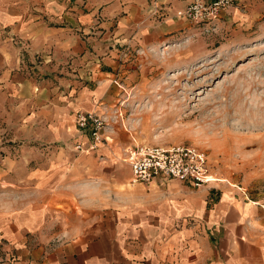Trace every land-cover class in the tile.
<instances>
[{
  "label": "crops",
  "instance_id": "crops-1",
  "mask_svg": "<svg viewBox=\"0 0 264 264\" xmlns=\"http://www.w3.org/2000/svg\"><path fill=\"white\" fill-rule=\"evenodd\" d=\"M187 1L0 0V125L49 147L21 148L41 160L20 171L36 193L0 213L5 264H264V194L133 181L121 156L134 138L119 127L73 147L87 141L75 111L106 110L120 91L118 47L176 27Z\"/></svg>",
  "mask_w": 264,
  "mask_h": 264
},
{
  "label": "rangeland",
  "instance_id": "rangeland-1",
  "mask_svg": "<svg viewBox=\"0 0 264 264\" xmlns=\"http://www.w3.org/2000/svg\"><path fill=\"white\" fill-rule=\"evenodd\" d=\"M167 11L152 5L151 16L160 21ZM175 15L182 22L158 38L118 47L120 91L98 112L108 134L119 127L134 143L196 145L207 154V182L264 194V0H237L211 27ZM10 132L0 125V213L36 193L20 171L41 159L27 161L21 148L31 156L49 148Z\"/></svg>",
  "mask_w": 264,
  "mask_h": 264
},
{
  "label": "built area",
  "instance_id": "built-area-1",
  "mask_svg": "<svg viewBox=\"0 0 264 264\" xmlns=\"http://www.w3.org/2000/svg\"><path fill=\"white\" fill-rule=\"evenodd\" d=\"M237 0H188L176 14L187 20L211 27L223 8L232 6ZM157 5L154 3L153 7ZM155 9V8H154ZM211 25V26H210ZM75 128L87 136L85 144L77 142L75 149H93L98 142L106 141L111 130L105 116L95 111H75ZM122 159L127 163L133 181L148 183L177 179L193 187L207 183L213 177L205 150L193 144L184 143H131L123 149ZM8 257L2 254L0 262Z\"/></svg>",
  "mask_w": 264,
  "mask_h": 264
}]
</instances>
